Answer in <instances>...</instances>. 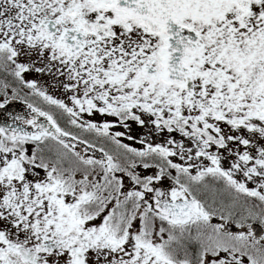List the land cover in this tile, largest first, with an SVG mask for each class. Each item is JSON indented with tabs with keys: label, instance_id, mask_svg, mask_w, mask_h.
<instances>
[{
	"label": "snow or ice",
	"instance_id": "snow-or-ice-1",
	"mask_svg": "<svg viewBox=\"0 0 264 264\" xmlns=\"http://www.w3.org/2000/svg\"><path fill=\"white\" fill-rule=\"evenodd\" d=\"M0 264H264V0H0Z\"/></svg>",
	"mask_w": 264,
	"mask_h": 264
}]
</instances>
